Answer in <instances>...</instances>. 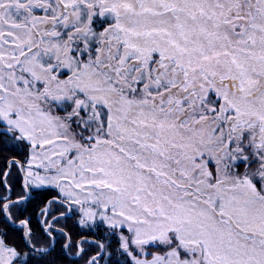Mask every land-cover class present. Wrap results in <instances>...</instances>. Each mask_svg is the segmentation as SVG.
<instances>
[{
    "label": "snow or ice",
    "instance_id": "obj_1",
    "mask_svg": "<svg viewBox=\"0 0 264 264\" xmlns=\"http://www.w3.org/2000/svg\"><path fill=\"white\" fill-rule=\"evenodd\" d=\"M0 264H264V0H0Z\"/></svg>",
    "mask_w": 264,
    "mask_h": 264
}]
</instances>
